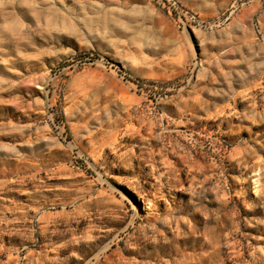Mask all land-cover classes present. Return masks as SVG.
Returning <instances> with one entry per match:
<instances>
[{"label":"rangeland","instance_id":"374dc122","mask_svg":"<svg viewBox=\"0 0 264 264\" xmlns=\"http://www.w3.org/2000/svg\"><path fill=\"white\" fill-rule=\"evenodd\" d=\"M0 0V264H264V0Z\"/></svg>","mask_w":264,"mask_h":264},{"label":"bare ground","instance_id":"6f19581e","mask_svg":"<svg viewBox=\"0 0 264 264\" xmlns=\"http://www.w3.org/2000/svg\"><path fill=\"white\" fill-rule=\"evenodd\" d=\"M24 4H27V6H33L35 4V2L34 1L33 2H29V0H21V2L19 4V6H20L19 9H21L22 12L25 10L24 7H23Z\"/></svg>","mask_w":264,"mask_h":264}]
</instances>
